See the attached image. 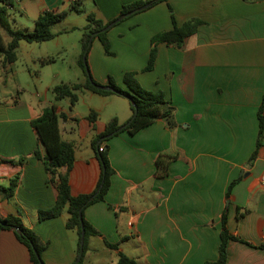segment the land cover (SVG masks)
<instances>
[{
	"label": "crops",
	"instance_id": "0c3cea01",
	"mask_svg": "<svg viewBox=\"0 0 264 264\" xmlns=\"http://www.w3.org/2000/svg\"><path fill=\"white\" fill-rule=\"evenodd\" d=\"M78 1L84 12L70 10L71 0H12L8 10H17L20 17L9 12L10 20L17 28L24 24L32 30L45 10H66L68 15H83L71 23L69 30H75L87 25L88 13L111 21L133 0ZM171 9L178 25L191 18L203 23L181 46L159 43L154 68L143 71L152 37L174 27ZM108 37L113 44L114 39L131 44L123 54L116 49L113 55L104 52V61L108 56L119 61L113 67L100 66L99 46L96 53L90 50L94 79L108 84L116 68L119 85L126 88L125 72L136 71L143 87L165 93L162 111L171 113L134 133L124 130L102 141L99 136L109 120L116 117L122 126L132 117L129 98L85 90L80 95L88 102L87 111L72 109L70 101L66 111L53 93L56 84L43 92L27 90L33 87L20 81L17 60L5 68L0 64V217H20L47 243L42 253L46 264L75 263L81 237L66 225L67 208L58 217L40 220L38 215L53 207L58 190L43 159L35 155L36 148L42 156L45 149L32 121L55 103L61 136L75 144L72 194H90L98 186L102 168L96 140V145L109 147L114 168L105 200L84 210L100 235L89 238L83 264H117L120 252L140 264L215 262L224 213L228 230L239 238L228 241L227 264H264V137L258 145L264 99V0H163L114 24ZM81 54L82 49L77 64ZM14 77L16 94L8 86ZM91 110L99 113L95 124L88 119ZM104 111L108 119H102ZM162 153L176 158L168 174L158 176L156 159ZM14 178L18 184L8 198L4 188ZM0 264H32L28 248L12 230L0 229Z\"/></svg>",
	"mask_w": 264,
	"mask_h": 264
},
{
	"label": "trees",
	"instance_id": "16d2710c",
	"mask_svg": "<svg viewBox=\"0 0 264 264\" xmlns=\"http://www.w3.org/2000/svg\"><path fill=\"white\" fill-rule=\"evenodd\" d=\"M161 1L163 0H133L130 3H125L123 4L121 13L117 18L125 15L126 13L134 9L143 7L146 4H149V6L147 7L149 8ZM12 4V0H0V64L4 68L17 60V49L21 41H27L30 43L44 42L55 38L57 36V33L53 30L54 25L63 21L68 15V11L66 10H45L35 20L34 28L32 30L27 28L22 29L15 27L11 23L8 7ZM79 5V1L72 3L70 10L84 12ZM171 13L174 22V27L170 30L160 31L152 37V47L150 50L149 59L143 71H150L154 68L158 52L157 45L159 43H166L168 45L176 44L178 46H181L184 43L186 37L193 34L197 30L198 26L203 23L202 20L198 18H191L187 20L184 24L178 25L175 21L172 9ZM86 18L88 23L84 27V33L81 40L82 54L78 61V64L82 68L86 79L84 82L56 84L52 89L53 93L55 94L56 100L69 98L71 105L70 107L72 108L78 102L80 98V93L85 90L100 95L119 94L126 97H130L136 103L138 108V113L135 119L126 128H124L123 130H119L117 133L112 135V133L118 130V128L120 127L118 119L116 117L112 118L106 124L105 132L99 136V139H102V141L108 140L114 135H117L124 130H127L130 133H134L139 129L155 122L159 118L169 115L171 111H162L163 105L167 103L165 93L162 90L153 91L143 87L137 78L136 71L125 72L123 76V82L126 88L120 86L112 76L109 77L108 84L115 88L118 93L111 90L98 88L93 84V82H99L96 81L93 76V82L89 79L83 61V55L86 49L88 48L91 34L93 32L106 28L117 18L111 21H104L103 19L98 18L94 13L91 12L86 15ZM108 31L109 30L100 32L98 35H96L95 38H98L101 41L104 50L107 54H114L111 51V42L108 37ZM91 47L92 45L88 48L87 62ZM52 61L53 59H49L44 60L43 62L47 63ZM130 104L131 109L134 113L135 106L131 100ZM263 111L264 99L259 109L260 130L258 145L262 143L264 137ZM60 116L61 115L58 112V106L54 103L45 107L41 116L32 121V125L38 133L39 142L45 149L44 156L40 154L38 148H36L35 150V155L43 159L46 170L50 175L49 180L56 184V188L58 190V198L53 207L49 209L39 210L38 215L40 220L58 217L62 214L64 209L67 208V211L69 212V218L66 223L67 227L76 228L81 237L82 226H84L86 231L84 253L78 263L83 264L88 249L89 238L91 236L100 235V232L85 218L84 210L87 206L93 203L105 200V196L111 186V178L114 174V168L112 167L109 159V147L107 145L102 146V142L99 146L96 145L99 139L96 140L94 146L96 148L102 168V173L98 186L95 191L90 194L73 195L70 186V172L76 160L75 144L72 141L64 140L62 138L59 126ZM98 118L99 113L96 110H91L88 115V119L90 120V122L95 124ZM100 147H103V149L100 150ZM256 153L257 151L254 152V154L252 155V159L256 156ZM175 158V155L163 153L159 154L156 159V174L158 176L167 175L169 164ZM21 163H23V159L21 160ZM63 167H66L65 171L62 170ZM17 184L18 178H14L11 180L10 185L4 188L8 198H12L14 196ZM16 227H18L21 231L18 232L16 230ZM222 227L223 228L221 233L219 257L215 262H209L208 264H227L228 241L232 238L239 239L235 237L232 233H230V231L228 230L226 213H224L223 215ZM0 229L12 230L15 233L18 240L28 248L32 264H41L36 255L35 250L39 253L44 264H46L42 257V253L46 249L47 243L42 241L41 238L32 229L27 227L20 217L14 215L0 217ZM106 244L111 248L118 249L117 244H112L109 242H106ZM261 246L264 247V244H262ZM117 264L140 263L136 259L128 256L127 254L120 252Z\"/></svg>",
	"mask_w": 264,
	"mask_h": 264
},
{
	"label": "rangeland",
	"instance_id": "374dc122",
	"mask_svg": "<svg viewBox=\"0 0 264 264\" xmlns=\"http://www.w3.org/2000/svg\"><path fill=\"white\" fill-rule=\"evenodd\" d=\"M86 1L90 2V0ZM9 12L12 16H15L17 19L20 17V14L17 10H11ZM82 16L83 15L81 13L71 12L63 21L54 25L53 30L57 33V36L51 40L31 43L27 41H21L22 46L18 47L17 49L18 58L15 62V68L18 70L22 68V74L20 73L19 76V79L22 83H31L33 88L30 89L26 86L27 90L43 92L46 87L50 85L60 83L82 82L85 79V75L82 68L76 62L78 52L82 49L81 40L84 33V28L69 30V27H71L72 25L71 23L78 18H81L82 20ZM11 23H14L13 20H11ZM25 28L26 25L22 24V29ZM94 39L95 43L93 44L92 42L91 50L92 52L94 51L96 53V48H98V46L101 48V53L99 50L97 52V55L99 54L100 66L105 67L106 64H111V66L113 67L114 65L118 64L119 61L113 56H108V61H104L102 59L104 58V47L98 38ZM130 44V40L121 41L118 39H114V44L111 42V51H114L116 49L122 54L126 53L127 51L125 50L128 49V46ZM49 59H53V61L47 63L43 62L44 60ZM88 65L91 71L89 55ZM115 71L116 68H113L111 76L119 84V79L116 76L117 74ZM16 82L17 77H14L10 79L8 86L11 89H15L14 87L16 85ZM35 82L37 83V85H39V87L37 86V88H34ZM13 91H15L14 94H16V89ZM51 94V91H48L47 95L50 96ZM57 101L63 109H65L66 111H70L71 108L68 105V102L70 100L68 98H64ZM74 106L75 110L79 113H85L87 111L88 102L87 100L83 99L82 95H80L78 102ZM104 112L105 113L102 115V119H108L107 112Z\"/></svg>",
	"mask_w": 264,
	"mask_h": 264
},
{
	"label": "water",
	"instance_id": "95a60500",
	"mask_svg": "<svg viewBox=\"0 0 264 264\" xmlns=\"http://www.w3.org/2000/svg\"><path fill=\"white\" fill-rule=\"evenodd\" d=\"M148 6H149V4H146V5L143 6V7H140V8L134 9V10H132V11L126 13L125 15L120 16V17L117 18L116 20H114V21H113L110 25H108L106 28H104V29H102V30H99V31H96V32H93V33L91 34V37H90V40H89L88 48L92 45V42H93L94 38H95L96 35H98L100 32H102V31H106V30H109L114 24H116L117 22H119V21L122 20L123 18L129 17V16L133 15L134 13H136L137 11H140V10L146 9ZM88 48L86 49V51H85V53H84V55H83V61H84V64H85V67H86V70H87V73H88V77H89V79L92 81V74H91V72H90L89 65H88V62H87V52H88ZM92 82H93V81H92ZM93 84H94L96 87H98V88L105 89V90H111V91H114V92L118 93V91H117L115 88H113L111 85H109V84H100V83H95V82H93ZM127 98H129V100H131L132 103L134 104V106H135V111H134L132 117L130 118V120H129L127 123H125V124H123L122 126H120V127L118 128V130H116L115 132L112 133V135L115 134V133H117L119 130H123V129L126 128L128 125H130V123L135 119V117H136V115H137V113H138V108H137L136 103H135L130 97H127ZM16 230H17L18 232L21 231L18 227H16ZM85 236H86V231H85L84 226H82V232H81V238H80V251H79L78 257H77V259H76V261H75V264H78V263H79L80 259L82 258V255H83V253H84ZM35 252H36V255H37V257H38L40 263H41V264H44V262L42 261V258L40 257L39 253H38L36 250H35Z\"/></svg>",
	"mask_w": 264,
	"mask_h": 264
},
{
	"label": "built area",
	"instance_id": "2783aa9c",
	"mask_svg": "<svg viewBox=\"0 0 264 264\" xmlns=\"http://www.w3.org/2000/svg\"><path fill=\"white\" fill-rule=\"evenodd\" d=\"M76 1H78V0H71V3H74ZM102 149H103V147H100V150H102ZM261 184H262V186H264V175L261 178Z\"/></svg>",
	"mask_w": 264,
	"mask_h": 264
}]
</instances>
